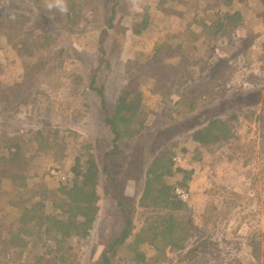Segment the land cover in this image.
<instances>
[{
  "label": "trees",
  "instance_id": "obj_1",
  "mask_svg": "<svg viewBox=\"0 0 264 264\" xmlns=\"http://www.w3.org/2000/svg\"><path fill=\"white\" fill-rule=\"evenodd\" d=\"M101 1L67 0L65 14L42 4L35 7L28 0L0 5V50L7 58L6 64L0 63V264H29L31 259V264H175L168 258V250L179 251L185 244L184 256H196L200 249L196 241L204 232L188 218L189 201H180L174 192L177 185L189 189L195 170L187 165L201 156L202 148L215 153L214 149L235 147V157L246 156L243 166H247L252 154L244 153V148H254L257 140L262 141L260 158L264 160V134L252 137L256 125L263 121L261 81L249 74L241 82L220 86L223 91L214 98L207 89L201 92L203 86L221 80L224 72L218 65L233 59L235 50L227 46L217 63L199 66L200 70L208 69L206 74L200 72L206 76L197 93L200 101L175 96L180 93L179 86L191 78L187 65L169 73L143 57L119 60L122 47L108 43L132 27L118 17L121 11L131 20L130 1L107 0L105 5ZM234 1L221 0V6L231 7ZM242 7L239 4L233 10L216 12L207 23H188L172 35L173 41L161 35L155 44L168 50L179 49L200 33L223 38L229 28H237L246 20ZM24 20L32 22L34 33L21 34ZM85 23L101 30L95 50L101 54H92L91 49L90 55L84 56L85 66L73 72L65 84L70 88L75 80H82L84 105L67 103L65 96L58 94L59 98L43 97L35 103L38 94L31 89L28 76L49 73L55 47L72 54V36ZM82 55L79 53L80 59ZM261 58L264 60V55ZM61 59L54 55L53 61ZM143 85L161 101L151 124L145 117ZM243 122L250 129L247 140L253 141L252 146L249 142L235 145L239 142L238 126ZM67 134L86 138V152L69 157L60 154L65 141L60 137ZM142 143L150 149L139 153ZM190 145L196 147L191 153ZM177 156L185 164H178L174 160ZM59 159L71 161L72 176L61 171L65 180L59 179L56 190L47 189L43 177L48 170L44 167L51 164L62 170L64 167L57 165ZM213 192L209 190L204 210L216 209L211 224L225 222L232 218L231 210L238 202L226 203L223 197L218 205L213 196L219 191ZM252 200L264 204L260 195L256 199L255 194ZM134 214L143 220H133ZM119 227L122 232L113 236ZM98 235L101 242L109 237L103 248L95 245ZM90 239L94 242L91 246ZM248 243H223L231 249L225 264H264V241ZM90 247L95 253L87 255Z\"/></svg>",
  "mask_w": 264,
  "mask_h": 264
},
{
  "label": "rangeland",
  "instance_id": "obj_2",
  "mask_svg": "<svg viewBox=\"0 0 264 264\" xmlns=\"http://www.w3.org/2000/svg\"><path fill=\"white\" fill-rule=\"evenodd\" d=\"M7 1L9 0H0V5L7 4ZM129 1L132 13L131 20L128 16L122 15L121 11L119 12L120 14L118 13V17L124 25L130 24L132 27L116 38H112L108 44L113 43L114 47H122L118 57L122 62L133 61L138 57H143L155 68L169 73L179 72L183 66L187 65V69L190 70L187 76L191 78L186 80V84L179 86V95L173 94L171 96H181L182 94L188 100L200 101V95L197 93L200 92L198 90L202 82H205L206 76H202L200 72L204 69L200 70L199 66L204 62L210 65L217 63V57L227 51V46L235 50L232 56L233 59L218 65L222 73L224 72L221 80L207 87L203 86L201 92L207 89L214 98L223 91L220 86L241 82L249 74L255 75L261 81L258 84L259 86L264 85V60L261 58L264 55V0H235L231 7L226 8L221 6L223 4L221 0H179L171 5H167L168 2L164 4L163 0ZM106 2L107 0H102L101 4L105 5ZM33 3H35V7H38L41 4L46 5V0H36V2L35 0H28V4L31 5ZM239 4L243 6L242 13L245 15L246 20L237 28H229L228 34L223 38L208 37L200 33L194 39H190L184 44L182 43L179 49L172 48L168 50H164L160 44H155V38L161 35L162 37L167 35L168 40L173 41L174 37L172 35L176 34L186 24L199 25L210 22L215 18L216 12L233 10ZM97 11L99 12L98 9ZM31 25V21L25 22L24 20L21 34L25 35L28 31L34 33L31 30ZM92 27H94L93 24L87 23L77 27V32L72 36L73 42L70 38V42H72L70 45L75 48L72 54L67 55L61 46L53 49L52 60H50L48 65L49 73L46 76H42V74L28 76L27 80H30L31 89L35 94H38V98L34 101L35 103H39L43 97L55 99L58 96L60 98L65 96L67 103L74 102V105H84L85 101L80 97V89L84 85L82 80H75L74 86H70V88L66 87L65 84H69L71 77L74 75L73 72H80L85 66L87 59L84 56L90 55L89 51L91 49L92 54H101L95 51L101 30L98 27ZM79 53L83 54L81 59ZM54 55L59 59L60 57L63 59L61 61H53ZM6 61L7 58L4 52L0 50V63L6 64ZM207 72L208 69L204 70V74ZM188 84L192 85L185 88ZM143 89V102L147 109L145 117L148 124H151L154 116L159 113L158 106L161 105V101L158 95L150 94L145 86ZM261 112L263 113V121L256 125L257 129L255 128L256 132L252 135L253 138L264 134V109ZM245 122L240 123L238 126L239 142H236L235 145L243 142H249L250 146L253 145V141L247 140L251 133H249L250 129ZM60 138L65 139L63 148L59 152L60 154H65L69 157L86 152L84 148L86 138H74L69 134ZM262 145V141L258 142L257 140L254 148H244V153L252 154L250 155L251 162L247 166H243L246 158V156L242 157L244 153L240 155L242 159L238 160L235 157L237 154L235 147L233 150L214 149L216 150L214 151L215 153H213V150L202 148L201 156L193 161L191 165H187L188 168H194L195 170L194 177L188 185L189 192L184 189L188 195L186 200L189 201L188 218L193 226L204 232V235L196 241L200 244V249L196 251V256L191 254L184 256L187 253V244H185V248L179 251L174 248L168 250V258L173 263L225 264V261L230 257L231 249H229L230 245H223V243L230 241L231 245H238L239 243L249 245L248 242L254 239L264 241V204L252 200V196L255 194L256 199L259 195L261 199L264 198V160L260 158L263 155ZM149 149L150 147L146 143H142L138 152H146ZM195 149L196 147L190 145V153ZM132 150L137 151V148H132ZM175 160L178 164H185L180 156H177ZM41 161L39 160L40 164ZM219 161L223 162L219 165ZM40 164L38 163V166ZM70 164L71 161L69 159L63 162L59 159L57 165L64 167L62 170L50 167L52 166L51 164H47L44 167L45 170H48V172L45 171L46 173L43 177L47 189L56 190L59 186V179L64 181V178L60 175L61 171L66 170L72 176L69 170ZM253 179L255 181L251 184ZM177 186L182 188L179 185ZM210 189L214 191L213 194L219 191L216 196L212 194L215 198V203H218V205L221 202L219 200L223 197L228 200L226 203L238 202L235 203L236 206L233 211L231 210L232 218L222 223L215 221L211 224L216 209L210 207L204 210L208 206L206 204ZM231 193H238L239 195L238 197H233ZM246 195L247 198H245ZM131 217L133 220H143L141 216L136 214ZM216 222L222 224V226L220 224L216 225ZM245 222H248V226L244 225ZM239 225L241 227H238ZM113 232V236L118 235L122 232L121 227L117 231L114 229ZM100 238L101 236L98 235L95 239V245L98 248H103L109 237H105V242H101ZM206 243L207 245H204ZM92 244L94 242L91 240L90 246ZM94 253L95 249L90 247L87 255ZM242 256H237V259L241 260ZM212 258H215L217 263ZM31 260L28 262L29 264H31ZM260 264H263V262Z\"/></svg>",
  "mask_w": 264,
  "mask_h": 264
},
{
  "label": "clouds",
  "instance_id": "obj_3",
  "mask_svg": "<svg viewBox=\"0 0 264 264\" xmlns=\"http://www.w3.org/2000/svg\"><path fill=\"white\" fill-rule=\"evenodd\" d=\"M46 8L48 10H56L58 11L59 13L61 14H65L68 12V5H67V0H46ZM139 10V9H137ZM178 188L175 187V189ZM175 189H174V192H175ZM184 189V188H183ZM176 194V193H175ZM177 196V195H176ZM178 198V196H177ZM179 199V198H178ZM180 200V199H179ZM181 201V200H180ZM187 201V200H186ZM186 201H183V202H186Z\"/></svg>",
  "mask_w": 264,
  "mask_h": 264
},
{
  "label": "built area",
  "instance_id": "obj_4",
  "mask_svg": "<svg viewBox=\"0 0 264 264\" xmlns=\"http://www.w3.org/2000/svg\"><path fill=\"white\" fill-rule=\"evenodd\" d=\"M175 160V159H174ZM176 161V160H175ZM53 173V172H52ZM68 177L70 178L71 177V174H68ZM64 178V177H63ZM64 180H65V178H64ZM175 193H176V195L178 196V198L181 200V201H186V199H187V193L185 192V190L183 189V188H180V187H178V188H176L175 189ZM185 195V196H184Z\"/></svg>",
  "mask_w": 264,
  "mask_h": 264
}]
</instances>
